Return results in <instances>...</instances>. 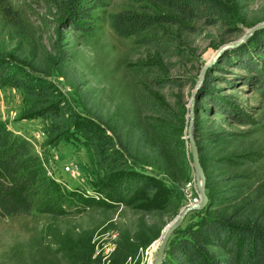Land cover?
<instances>
[{
	"label": "rangeland",
	"instance_id": "374dc122",
	"mask_svg": "<svg viewBox=\"0 0 264 264\" xmlns=\"http://www.w3.org/2000/svg\"><path fill=\"white\" fill-rule=\"evenodd\" d=\"M215 1L223 6V16L187 18L157 0H111L104 13L95 12V28L84 32L68 25L54 0H6L19 20L11 24L0 13V58L46 79L53 100L61 101L70 122L65 132H50L49 120L35 113L37 108L27 103L25 93L8 86L0 87V121L30 141L46 175L57 181L67 201H74L72 193L90 194L94 200L101 197L94 186L98 179L84 132L90 121L114 112L137 120V84L157 69L164 77H180L186 83L182 88L164 87L167 99L172 102L170 93L176 94L187 109L195 89V108V97L209 71L207 90L212 97L240 110L251 122L239 124L229 115L215 113L198 96L194 111L199 131L217 137L204 143L201 166L210 173L216 207L222 213L239 211L264 227V101L236 66L239 57L234 55L254 32L264 29L247 35L251 27L264 22V0ZM122 10L166 16L156 32L164 35L163 45L169 50L161 53L131 37L117 36L105 14ZM186 115L187 110V125ZM186 125L183 179H170L151 167L140 169L159 182L157 202L144 210L124 204L93 205L63 215L33 212L0 217V264H150L165 225L198 195L196 186H187L195 180ZM68 162L81 165L78 174L64 171ZM206 194L210 195L207 190ZM204 208L188 212L179 227L194 230ZM179 236L173 231L168 241ZM167 247L168 242L160 264ZM208 250L215 257L223 256L217 246L209 245Z\"/></svg>",
	"mask_w": 264,
	"mask_h": 264
},
{
	"label": "trees",
	"instance_id": "16d2710c",
	"mask_svg": "<svg viewBox=\"0 0 264 264\" xmlns=\"http://www.w3.org/2000/svg\"><path fill=\"white\" fill-rule=\"evenodd\" d=\"M66 14L70 27L91 32L98 17L95 12H105L111 0H54ZM190 18L204 14L210 18L223 16V6L215 0H157ZM0 13L11 24L19 20L17 12L0 0ZM105 20L114 33L123 38L166 53L164 35L158 34L157 26L167 20L166 16L122 10L106 13ZM252 53V56L250 54ZM239 57L238 68L245 72L247 82L254 86L264 101V29L254 32L245 46L235 50ZM227 60V58L223 59ZM210 73L206 72L204 85L195 97L207 100L215 113L229 115L239 124H250L251 119L240 110H233L213 98L207 90ZM46 79L27 73L0 58V87L8 86L22 90L27 103L34 105L36 114L49 120L50 132H65L70 117L53 100ZM185 82L180 77H164L157 69L151 77L137 84L140 116L129 120L118 112L95 120L85 126L87 145L94 162V175L101 197L94 200L89 194H73L74 201H67L60 185L46 175L40 158L31 149V143L20 134L7 128L0 121V217L30 215L33 212L63 215L93 205L112 206L124 204L136 210L157 202L160 195L159 182L140 169L151 167L170 179H183L187 174L185 165L186 107L179 96L172 94L169 101L162 92L164 87L182 88ZM207 90V91H206ZM193 120V137L200 163L206 148L204 143L214 142L217 137L211 132L202 135ZM224 133H221L223 136ZM205 188L210 193L204 217L194 230L178 227L179 238L168 241L163 264H264V227L250 216L239 211L222 213L216 207L218 197L212 193L210 173L202 166ZM162 202L158 203L161 208ZM219 247L223 256L215 257L208 246Z\"/></svg>",
	"mask_w": 264,
	"mask_h": 264
},
{
	"label": "water",
	"instance_id": "95a60500",
	"mask_svg": "<svg viewBox=\"0 0 264 264\" xmlns=\"http://www.w3.org/2000/svg\"><path fill=\"white\" fill-rule=\"evenodd\" d=\"M264 27V22L260 23L259 25H255L251 27L248 30V34H251L254 30ZM246 35V36H247ZM203 69H201L199 75H198V82L196 83V86H198V83L201 81L202 74H203ZM195 90V89H194ZM192 91L191 96L188 100V108H187V125H186V137H187V144L189 148V152L191 155V166L193 169V175H194V180H195V186L196 190L199 195V201L197 202H192L187 204L186 206L182 207L179 212L176 214V216L165 225L163 232L161 234V237L159 238V243L156 248V254L155 257L153 258L152 262L150 264H160L161 260L163 258V253L164 249L166 247V244L168 242V239L170 235L173 233V231L179 227V225L182 223L185 215L196 209H202L206 206L208 203V196L206 194V189H205V175L203 168L200 163L196 143L193 137V120H194V92Z\"/></svg>",
	"mask_w": 264,
	"mask_h": 264
},
{
	"label": "built area",
	"instance_id": "2783aa9c",
	"mask_svg": "<svg viewBox=\"0 0 264 264\" xmlns=\"http://www.w3.org/2000/svg\"><path fill=\"white\" fill-rule=\"evenodd\" d=\"M64 171L70 173L71 175H76L79 173V171L81 170V165L78 164L77 162H68L64 167H63ZM187 186H193L195 187V182L194 181H189L187 183ZM199 201V197L197 195V197H194L193 202H197ZM192 203V202H191Z\"/></svg>",
	"mask_w": 264,
	"mask_h": 264
}]
</instances>
